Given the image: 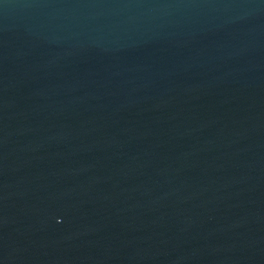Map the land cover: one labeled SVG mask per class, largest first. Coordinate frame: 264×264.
<instances>
[{
  "label": "water",
  "instance_id": "1",
  "mask_svg": "<svg viewBox=\"0 0 264 264\" xmlns=\"http://www.w3.org/2000/svg\"><path fill=\"white\" fill-rule=\"evenodd\" d=\"M0 264H264V0H0Z\"/></svg>",
  "mask_w": 264,
  "mask_h": 264
}]
</instances>
